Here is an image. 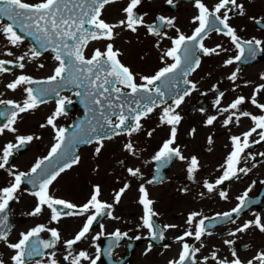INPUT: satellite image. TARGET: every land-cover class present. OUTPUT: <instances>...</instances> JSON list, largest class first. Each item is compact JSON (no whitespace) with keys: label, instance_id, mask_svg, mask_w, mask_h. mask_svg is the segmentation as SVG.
I'll list each match as a JSON object with an SVG mask.
<instances>
[{"label":"flooded vegetation","instance_id":"flooded-vegetation-1","mask_svg":"<svg viewBox=\"0 0 264 264\" xmlns=\"http://www.w3.org/2000/svg\"><path fill=\"white\" fill-rule=\"evenodd\" d=\"M25 2L37 4L43 0H25ZM129 2L130 0H115L108 6L119 4L118 8L110 11V15L103 9L101 18L105 20L111 18L112 24L119 23L126 19L123 9ZM203 2L212 10L219 0H203ZM237 4L243 5L244 14L240 15V9L233 8V11L229 13L230 26L236 29L237 35L242 40L255 38L264 41V0H237ZM230 7L232 6L230 5ZM136 11L138 15L144 16V25L160 26L159 30L162 32V36L157 37L150 34L145 26H139L135 33L126 27H120L114 30L115 39L111 40V43L114 50L121 53L119 57L121 62L136 75L137 83H143L140 80L141 76H152L167 64L174 63L171 58L165 57L162 60V55L173 46L171 41L179 34L185 36L193 34L198 26V23H193L194 17L198 15V10L194 6V0H173L172 5L167 4L166 0H142ZM118 14L119 17L114 19L113 17ZM160 16L174 20V26H161L158 20ZM257 20L260 23H257ZM4 26L5 22L0 17V60L12 61L15 64L16 57L24 55V53H29L30 56V51H18L17 49L11 51L12 56L5 55L8 51L1 46V38L4 34L2 27ZM177 29H179V33L176 31ZM120 39H123L122 46L119 44ZM94 42L96 41H91L85 50V57L88 59L95 52V50L89 49L90 44ZM157 45L159 46L157 47ZM218 45L221 46L219 55L204 56L200 52L196 53L201 61L200 66L187 77H184L180 71L174 74L175 79L168 86L170 98H161L167 103H161L160 107H157L146 118L141 119L144 122V127L139 132L128 135L126 131L118 136L113 135L112 139L103 140V147L98 154L95 149L99 145L95 142L83 146L80 150V162L61 173L50 186L49 192L53 197L68 201L76 205L77 208L88 203L95 186H99L101 189L99 199L102 202L113 204V208L107 211H111L112 216L117 219L110 218L106 211L102 219L94 222L87 238L73 246L71 250L73 255L84 251L89 257L95 259L97 248H99L100 259L97 264H169L170 261L179 258L182 245L187 243L190 247L200 249L195 256L197 264H204L206 257L209 258L207 264H216L210 259L213 252L217 253L218 259H227L228 261L233 259L231 249H225L224 241L235 240L236 243L232 246L243 264H248L250 260L254 261V264H259V261H255L254 258L264 252V232H261L253 224L246 232L237 233L236 236H230L229 233L236 231L246 222H254L257 217L264 224V157L259 155L264 152V141L259 144L253 143L260 139L258 135L260 130L258 129L257 133L249 138V143L253 146L246 149L244 157L238 165L239 168L251 169L247 175L239 173L237 177L217 185L211 193L204 187V183L215 184L222 177L226 159L233 150L231 137H242L243 133L254 127L251 118L243 116H240L238 124L234 116L233 123L225 127L223 122L231 113L221 114L220 110L228 107L238 97L243 96L246 102L240 106L236 113L237 116L243 111L252 115H264V111L251 104L255 89L264 84V79H261V76L264 75V52L258 50L255 57L252 58L249 57L246 50L241 61L225 66V61L230 58L234 59L239 52L229 37L209 31L204 39V46L216 48ZM260 47H264V44ZM14 49L15 47L11 50ZM223 49H227V51H223ZM24 64V68L28 71L32 68H36V71H33L32 74L21 72L20 75H27L35 80L49 78L54 74L55 68L59 66V62L54 59V53L51 51L44 52L36 59L26 58ZM41 64L44 67L41 68L39 66ZM5 67L13 66L6 64ZM15 68H17L16 70L24 69ZM237 69H239L237 79L233 82L228 77ZM39 70H45V72L38 74ZM18 76L19 73L14 78L16 79ZM5 79L6 73H0V100H5ZM184 79L190 83L185 84ZM192 84H195V89L192 88ZM75 91L66 89L63 95L73 99L76 97ZM124 91L129 90L124 89ZM185 91L189 92V95L185 96L180 106L175 109L182 119L177 126L176 143L173 145L180 148L185 160L181 161L174 157L167 164L157 162L153 157L163 143L169 139L171 127L161 124L160 116L165 107L169 105L175 107L173 98L183 95ZM220 93L224 94L223 97H220ZM217 98H220L219 105L215 104ZM25 99H27L26 92L20 103L23 104ZM256 99L258 103H264V91L257 93ZM56 107V100L42 103L36 109L20 114L14 125L17 129L15 133L5 130L0 135V157H2V150L6 144L17 143V136L31 135L34 137L29 144L22 146L19 150H14L8 165L4 169H0V189L10 186L13 182L14 176L9 173L30 172L38 160L49 155L52 146L56 143L55 130L51 126L41 127V125H46L48 117L55 112ZM66 112V115L57 118L58 128H67L72 123L74 116L78 114L74 104L69 107V110L66 109ZM211 116H216L217 119L212 125H207L206 121ZM6 122L7 118L0 117V126ZM193 130L195 131L193 132ZM148 132H152V135L149 136ZM209 137H211L212 143H209ZM118 141L121 142L118 143ZM129 142L133 144L135 154L126 149L125 146ZM249 153L256 159H251ZM193 156L199 161V169L190 178L187 169ZM87 159L94 161L93 167L89 170L82 169L83 163ZM253 165L255 166L253 167ZM129 168L139 169L140 175L138 177L130 176ZM149 180L154 182L149 184ZM125 184L130 187L121 198V202L115 204V193ZM141 185L147 189L149 199L154 201L152 208L157 213L153 217L157 222L156 239H152L149 230L143 226L144 208L139 203ZM37 190L33 185L23 183L20 192L17 193L18 200L10 203L8 222L10 220L13 222V228L9 233L7 243L19 242L21 233H26L39 225H44L47 229L55 228L61 234V239L56 247L43 249V256L27 257L25 264H51L53 258L57 264H69V261L64 259L69 252L66 241L75 237L83 227L86 215L91 213L85 216H62L59 222L51 221V211L47 208L38 216H30L29 213L37 204V198L31 193ZM221 191L227 193L226 198L220 196ZM246 191L248 193L246 207L239 216L233 213L232 219L235 220V223L224 218V221L229 222L208 231L211 235L206 234L199 241L195 239L194 235L185 236L184 240H178V237L184 236L189 230L195 233L200 219H209L231 212L239 205V198ZM130 206L132 209L128 212ZM215 206L216 208H214ZM192 213L200 215L189 225L187 220ZM101 225H103L102 228ZM166 225H175L176 227L165 228ZM117 231L121 233V238L118 240L114 236ZM161 231L163 239H159ZM125 233L127 235H123ZM249 233H253V235H248ZM97 235L100 238L93 240V237ZM136 237H140V239H136ZM256 238L257 242H255ZM36 239L49 241L53 238L50 232L45 231L40 233L38 238H33L34 241ZM244 240H248V242H244ZM7 243L0 241V260H3L4 264H13L11 257L15 255V251L8 248ZM81 264H90V262L82 260Z\"/></svg>","mask_w":264,"mask_h":264},{"label":"snow or ice","instance_id":"snow-or-ice-1","mask_svg":"<svg viewBox=\"0 0 264 264\" xmlns=\"http://www.w3.org/2000/svg\"><path fill=\"white\" fill-rule=\"evenodd\" d=\"M115 0H43L41 3L29 4L25 0H0V17H6L7 20L13 21L18 25L19 32L26 33L28 36L34 37L36 43L43 51H48L49 48L55 54L54 59L59 62V66L55 68L54 74L47 80H35L27 75L18 76L13 82L7 85V88L15 91L22 85H36V84H58L60 87L74 86L76 89L82 91H75L76 97H81L82 102L92 113L90 119L86 121L87 127H84L85 122H81L71 133L68 128L57 127L56 120L62 115H66V106L74 103L71 99L60 95V90L57 87L46 88L42 87L34 89L33 87H25L24 91L27 94V99L23 104L15 103L10 100H0V104L10 106V112H0V117H7V122L0 126V135L5 130L15 133L17 129L14 125L17 123V118L20 114L34 110L42 103H47L45 99L50 95L58 97L56 100V110L48 117L46 125L41 127L51 126L55 130L56 143L52 146L50 153L43 159L38 160L31 168L30 172H19L18 174L9 173L14 176L13 182L10 186L0 189V241H8V233L11 230L8 226L9 205L12 201H17V193L21 190V185L25 183V177H28L27 183L37 188V191L31 193L32 196L37 198L35 208L29 213L30 216L40 215L45 208L51 211V221L59 222L62 216H85L86 221L81 230L75 235L73 239L66 241V247L69 250L68 255L64 257L69 264H81L82 260H88L90 264H97L100 259L99 248H97V255L95 259L88 256L84 251L79 252L78 255H73L72 248L78 242L87 238L88 233L92 229L94 222L97 218L104 215L107 210L113 208V204L102 202L99 197L101 189L95 186L93 194L91 195L88 203L82 207L77 208L76 205L53 197L49 188L53 182L65 172L71 169L74 164L80 162L79 156H73V150L76 145L80 143L90 144L95 142L99 146L95 149L98 154L103 147V140L112 139L113 135H121L119 129H127V134L132 135L134 132H139L142 128L141 119L146 118L161 103H167L164 98L169 84L174 81L178 71L182 72L184 77H187L200 66V58L196 55L197 52L202 53L204 56L219 55L221 46L216 48H208L204 46V39L209 31H215L230 38L231 43L238 49L239 54L234 58L225 61V66L232 65L235 62L241 61L245 56V52L249 57L254 58L257 51L264 52V41L253 38L252 40H242L236 33V29L229 24V13L233 8L240 9V15H243V5L237 4V0H219L214 9L210 10L203 0H194V6L198 10V15L193 19V23H198L191 36L179 34L177 38L173 39L172 47L169 48L162 55L163 58H171L174 63L167 64L152 76H141L140 80L143 83H137L136 75L131 69L121 62L119 59L121 53L114 50L113 44L108 43L105 51L96 49L90 59L84 55V50L90 41L115 39L116 28L126 27L128 30L135 33L139 26H145L147 31L157 37L162 36L158 25H144V16L137 14V8L141 5L142 0H130L127 6L123 9L126 14V19L121 20L117 24H109L102 19V10L106 5L114 3ZM167 4L172 5L173 0H166ZM230 5L232 7H230ZM222 10L223 13H222ZM222 13V15H221ZM161 26H174V20L166 19L163 16L158 17ZM260 23V21H256ZM2 31L6 34L8 42L13 46H19L23 43V37L18 34L16 28L12 23L2 27ZM179 33V29L176 30ZM159 45H157L158 47ZM227 51V49H223ZM29 53H24L16 57V63L12 61L0 60V73L10 71L5 65H12L23 69L25 67L24 61L28 59H36L43 53L37 50L36 47L30 49ZM7 56H12L13 53L8 51L5 53ZM41 68L43 64L39 65ZM233 72L228 77L229 80L235 82L237 73ZM264 79V75L261 76ZM159 82V83H158ZM185 84L190 83L187 79L183 81ZM195 89V84H192ZM124 89L129 91L125 92ZM264 91V84L255 89L251 98V104L256 108L264 111V103H258L256 94ZM189 92L185 91L183 95H177L173 98L175 107L169 105L163 109L160 116L161 124L169 125L170 137L167 139L160 150L155 154L153 159L157 162L167 164L174 157L179 160H185L181 154L179 147H174L177 137V126L180 124L182 117L176 113L175 109L180 106L185 96ZM220 93V97H223ZM122 97L124 98L122 100ZM119 102V103H117ZM243 96L235 99L228 107L221 109V114L231 113L224 120L225 127L233 123V117H236V123H239L240 116L250 117L254 123V127L248 132L243 133L241 136H232L231 141L233 150L226 159L225 170L222 177H220L215 184L204 183V187L208 192H213L217 185L223 184L225 181L237 177L239 173L245 175L251 171L250 168H239L242 158L246 149H249L253 144L249 143V138L254 133L258 132L259 140L253 143L259 144L264 141V115H252L247 111H243L237 116L240 106L245 104ZM216 105L220 104V98L215 101ZM108 110L107 112L105 110ZM236 110V111H233ZM112 117H116L117 123L113 124ZM216 116H211L207 119V125H212L216 121ZM132 122L131 124L129 122ZM106 129H111L112 135L107 134ZM195 130H193L194 132ZM97 133H104L103 136ZM97 134V135H93ZM151 136L152 132H148ZM34 139L33 136H17V143H8L3 147V154L0 157V169H4L9 163V158L14 154V150H19L22 146L29 144ZM209 143H212L209 137ZM126 149L135 154L134 146L131 142L126 144ZM264 157V152L259 154ZM251 159L255 160L256 157L249 153ZM255 165H253L254 167ZM199 169V161L193 156L190 160L187 169L189 177L197 172ZM128 173L132 177L140 175L139 169H128ZM149 180L148 183H153ZM130 186L125 184L119 191L115 193L114 203L119 204L121 198ZM251 190V189H249ZM140 199L139 203L143 205L144 217L143 226L146 227L152 239L157 238L156 225L154 224L153 217L157 215L153 211L152 205L154 201L149 199L147 189L141 185L139 188ZM247 191L242 197L239 198V205L231 212L223 213V217L235 223L232 219L233 213L237 216L246 207ZM222 198L227 197V193L221 191ZM67 209L68 211H64ZM107 215L112 219L117 217L112 216L111 211H107ZM199 213H192L187 223L191 225ZM205 219H200L197 223L195 233L191 230L187 231L184 236L178 237V240H184L185 236L191 237L194 235L197 241L201 240L204 235H211L207 231ZM253 224L261 231L264 232V224L261 223L259 217L255 221H249L238 227L236 231L230 232V236H236L237 233L246 232ZM103 225H101V228ZM176 227L175 225H166L165 228ZM48 231L51 233L52 240L44 241L33 238H38L40 233ZM123 235H127L126 233ZM114 236L118 239L121 238V233L117 231ZM99 235L93 237V240H98ZM163 232L159 233V239H163ZM61 239L60 232L55 229H47L44 225H39L32 228L26 233H21V239L17 243H7V247L15 251V255L11 257L13 264H25L27 257L43 256V249L55 248ZM140 239V237H136ZM224 243L231 249V256L233 259H218L217 253L213 252L210 259L215 261L216 264H243L237 256L235 248L232 245L236 243L235 240H225ZM203 247V245H201ZM200 249L190 247L187 243L182 245V251L179 258L175 261H170L169 264H197L195 260L196 254ZM54 256V254H53ZM71 257V259H70ZM206 257L204 264H207ZM259 261V264H264V252L259 253L254 258ZM0 264H4L0 260ZM51 264H57L53 258ZM248 264H254V261H248Z\"/></svg>","mask_w":264,"mask_h":264},{"label":"rangeland","instance_id":"rangeland-1","mask_svg":"<svg viewBox=\"0 0 264 264\" xmlns=\"http://www.w3.org/2000/svg\"><path fill=\"white\" fill-rule=\"evenodd\" d=\"M118 6H119V4H115V5H111V6H109V8H108V15H110V11H113V10H115V8H118ZM117 17H119V14L118 15H116V16H114L113 18L114 19H116ZM111 19V18H110ZM121 41H119V44L122 46V41H123V39H120ZM108 43H110L108 40H101V41H99V42H95L92 46H91V48H92V50H94V49H99V48H101V49H105L106 48V46H107V44ZM6 44H8V42L6 43ZM9 45H10V47L12 46L10 43H9ZM29 71H31V72H33V71H36V68H32L31 70H29ZM45 72V70H39L38 71V74H40V73H44ZM6 82H7V80H6ZM5 95H6V97L7 98H10V100H18V99H20L21 97H22V95H24L23 93H21L20 91H18V90H15V91H13V90H11V89H9V88H7V86H6V88H5ZM121 141H118V143H120ZM92 163H94V161H91V160H86L84 163H83V166H82V169H86V170H89V169H91L92 167H93V165H92ZM87 176H88V174H86ZM130 202H131V200H129ZM128 206V205H127ZM226 206V205H225ZM214 208H216V206L214 207ZM222 208V207H221ZM132 209V207L130 206L129 208H128V212L130 211ZM253 230H255L254 228H253ZM248 235H253V233H249ZM248 235H247V238H249L248 237ZM258 241V239L256 238L255 239V242H257ZM244 242H248V240H244ZM228 249H230V247L228 246L227 247ZM225 249H226V247H225Z\"/></svg>","mask_w":264,"mask_h":264}]
</instances>
